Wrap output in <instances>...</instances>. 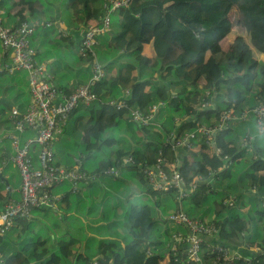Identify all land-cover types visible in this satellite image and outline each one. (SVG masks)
Here are the masks:
<instances>
[{"label":"trees","instance_id":"1","mask_svg":"<svg viewBox=\"0 0 264 264\" xmlns=\"http://www.w3.org/2000/svg\"><path fill=\"white\" fill-rule=\"evenodd\" d=\"M115 1L0 0L2 25L11 29L40 15L44 3L50 4L55 16L44 22L49 24L48 28H36L30 46L39 38L63 45L69 51H80V42H76L73 33L83 34L87 26L94 22L102 24L108 17L109 30L96 37L94 50L101 47L121 50L116 75L111 82L102 77L92 88L96 100L89 106L79 105L69 119L79 127L94 122L93 126L102 130L117 127L127 118L126 130L136 125L143 139L130 153L117 151L116 161L101 162L89 173L86 164L95 159V154L119 141L109 136L100 144H88L87 137H83L85 152L81 154L77 170L97 175L99 180L108 182L111 189L125 183L126 178L103 172L110 168L120 169V157L131 155V162L123 168L144 186L142 192L136 190L137 200L126 198L133 190L123 201L116 197L111 218L108 200L114 193H102L107 200L103 204L100 202L101 210L97 212L93 191L98 182H87L89 185L84 189L89 191L80 190L83 198L69 188L53 201L56 209L50 206L34 209L28 218H17L7 232L0 234L1 264H160L165 261L166 254L165 264H192L186 255V244L175 254L170 252L171 236L187 235L181 226L167 220L178 208L191 219L215 224L219 232L217 240L227 247L237 250L253 247L264 254V155L257 149L251 162L233 178V166L239 165L243 150L236 152L228 147L224 137L230 129L217 128L207 136L199 132L201 127H215L209 122H220L221 114L229 109L241 115L264 100V79H258V76L264 78V0H128L125 6L108 13ZM233 9L237 15L235 24L245 35H236L226 44L234 24L230 20ZM148 47L151 55L144 52ZM33 51L37 59L39 50ZM85 58L90 59L79 57ZM10 65L11 56L3 51L0 43V187L4 188L7 186L3 177L5 165L14 156L12 141L8 139L16 133L10 120L11 109L25 110L24 104L17 103L25 95L23 91L8 95L17 88L18 77L24 72H10ZM103 71L107 72L108 66ZM5 77L9 80L7 85L3 83ZM235 85H240L245 94L237 89L233 99ZM114 88L126 91L127 95L113 97L114 102H109ZM206 89H211L210 97L203 95ZM221 89L225 92L224 98L220 96ZM65 94H70L67 89ZM27 95L31 99L29 87ZM205 103L208 106L204 107ZM153 104L163 106L155 109L153 119L146 126L133 121V111L148 114ZM165 113L166 118L161 120ZM157 124L159 131L154 130ZM189 133L193 137L185 140ZM24 134L20 136L21 144L25 142ZM181 140H185L182 146L172 149ZM207 144L213 153L210 158L196 150ZM215 148L221 149L218 155ZM224 155L229 159L221 167ZM157 159L163 160L168 175L171 174L169 166L175 164L174 169L187 192L184 199L177 201L175 191L164 193L152 189L142 169L154 166ZM54 166L60 167L59 162ZM190 173L204 179L192 180ZM193 183L197 186L190 191ZM55 187L49 188L47 193L51 195ZM8 198L9 191L0 196V202ZM252 200L256 201L252 203ZM85 202L87 230L80 222L79 241L83 239L84 247L77 248L75 240L67 238L66 229L61 236H56L52 224L48 226L44 221L55 216L58 210L65 218L69 207L82 213L80 208ZM34 214H38L39 219ZM118 225L124 228V235L118 230L117 237L110 236L113 226ZM15 234L16 244L12 240ZM201 250L203 264H208L211 255L205 242ZM246 256H250L249 261L235 264H264L260 255L247 252Z\"/></svg>","mask_w":264,"mask_h":264},{"label":"clouds","instance_id":"2","mask_svg":"<svg viewBox=\"0 0 264 264\" xmlns=\"http://www.w3.org/2000/svg\"><path fill=\"white\" fill-rule=\"evenodd\" d=\"M27 15V13H25ZM55 16L54 11L51 10L50 4L44 3L41 9V14L37 17L30 18L29 23L32 24H42L44 22L52 20ZM23 31V29H22ZM51 40L52 37H49ZM80 42V41H79ZM39 50V57L36 59L35 63L39 69V75L45 80L49 81L43 86V91L47 92L45 97L39 98L42 112H32L25 119L29 123H37L42 118L45 123L40 125V135L37 137L35 135V130L28 131L24 134V139L26 142L36 141L35 145L31 148L30 161L31 174L28 173V166L25 165L21 168L20 172H17L16 165L13 164L4 175L6 177H13L11 182V188L14 193L15 200L19 201L21 199H27L28 194H31L30 198L32 203H36L38 196L34 192V189H39L50 185L53 181L59 180H69L72 173L75 172L81 163V154L85 152V144L82 140L83 137H87L88 144H100L106 137L112 136L118 139V143L112 145L109 148H102L100 152L95 154V159L90 160L86 164V169L89 173L96 170L101 162L116 161L117 151L121 153H130L131 149L137 147V143L143 139L142 134L136 131L137 126L134 125L132 130H126L127 118L125 122H121L117 127H104L102 130L95 128L94 122L86 123L83 127L75 125L72 120L69 119L70 114L77 107V102L80 97H84L85 103L88 100L94 99L93 96L88 95V90L91 88L94 82L105 77L111 79L116 75V67L120 62V51L119 49H112L101 47L98 50L93 51L91 59H79L83 56L81 51L75 49L69 51L66 50L63 45L58 43H44L41 45L40 39L37 38L28 49L31 53L33 50ZM17 60L20 59L17 55ZM108 66V71H102V69ZM33 75V70L31 65H25V71L18 77L17 88L10 92L8 95H14L15 91H23L25 95L17 103H22L25 109L31 104L34 105L36 102V97L30 99L27 95L29 80ZM258 79H264L258 76ZM3 83L7 85L9 80L5 77ZM35 83V81H32ZM59 86V90H57ZM51 89V91H49ZM65 89L69 91L70 94H65ZM239 89L241 94L244 95V90L240 85H235L232 89V98H235V91ZM127 95L126 91L122 92L119 88H114L112 90L111 96L108 98L109 102H114L113 97L119 98L121 96ZM203 95L211 96V89H206L203 91ZM221 98H224L225 92L221 89ZM219 103V101H217ZM251 103V101H250ZM162 104H153L150 108L148 116L143 120L145 124L149 120L153 119V113L158 107H162ZM211 106V105H209ZM224 106L221 105V108ZM16 109H13V113ZM133 118L137 121L141 120V116L138 112L133 111ZM182 115V114H181ZM167 113L161 117V120L165 119ZM59 117V120L55 118ZM225 121L227 123H225ZM159 123V122H158ZM215 125V127L209 129L208 131H216L217 128L228 127L230 129L227 136L224 137L228 147L233 148L236 152L243 150V155L240 160L239 165L233 166V178L236 174L241 172L254 158V153L257 149L260 150L261 154L264 155V107L251 108L250 111H245L242 115L236 114L232 109L223 114L220 122L215 120L210 121ZM155 131H159L158 124L154 128ZM191 136V133L185 137L187 139ZM163 137V133H161ZM47 140V147L44 146V141ZM181 140V144H183ZM89 151H95V149H89ZM221 152L220 148H215V153L218 155ZM23 154V153H22ZM55 154V155H53ZM211 156L213 153L208 152ZM45 156L51 159L53 165L59 162L60 167H50L45 171ZM131 155L127 157H120V169H110V171L118 176L126 178V182L123 184L114 185L111 189L108 187V182H100L101 187L93 191V198L99 200L104 191H110L114 193L113 196L108 200V212L109 218L112 215V207L116 204V197H119L120 201H123L124 197L127 196L133 189H140L143 191L144 186L141 185L135 176L127 172L123 165H127L131 162ZM199 160V156L196 157ZM229 156L224 155L222 157L221 167L228 161ZM155 167V166H153ZM170 168H175V164H172ZM65 169H70L68 176L64 175ZM219 170V169H217ZM55 173V174H54ZM152 175V173H149ZM161 178L164 174L162 172L158 173ZM192 180L204 179V177L199 175L189 174ZM43 177V179H40ZM173 178L175 179V174L173 173ZM35 180L33 183L32 181ZM182 183V181H178ZM22 187L23 194H17L16 189ZM71 187L69 183L57 186L51 191V200H57L60 195L67 191ZM8 188L0 187V196L7 193ZM88 189H83V192H88ZM132 199L137 200L139 196L132 192ZM49 196L44 194L40 199L41 203H48ZM53 209L57 208L55 203L49 204ZM86 206V202H85ZM8 207L16 208L17 205L9 204ZM68 215H79L78 213H73L71 209L67 212ZM122 214V213H121ZM39 219L38 214H34ZM60 210L56 212V215L51 217L48 221L44 223L50 226L51 221L59 218ZM4 222L3 217H0V224ZM121 235H124L123 230H119ZM7 232V231H6ZM232 248V247H231ZM235 249V248H233ZM242 249V248H241ZM238 249L241 254H246L243 250ZM237 250V249H236Z\"/></svg>","mask_w":264,"mask_h":264},{"label":"built area","instance_id":"3","mask_svg":"<svg viewBox=\"0 0 264 264\" xmlns=\"http://www.w3.org/2000/svg\"><path fill=\"white\" fill-rule=\"evenodd\" d=\"M127 2L128 0H116L115 2H113V4H111V7L108 9V13L112 12L114 8L118 6H125ZM2 14L3 12L2 10H0V43L3 51L8 52L11 56V65L9 66V71L10 72L12 70L25 71V65H31V69L33 70V75L29 80V93L31 99L33 97L37 98L36 102L34 105L30 104L27 107V109L24 110L23 113H21L16 107H13L11 109L10 120H11V124L14 126L16 133L8 137V139L12 141V147L14 150V156L10 157L8 162H10L12 165L15 164L18 172L21 171V168L23 166L27 165L28 173L31 174L32 169L29 164V161L31 159L29 152L31 145L36 143V141L35 140L31 142L25 141L24 143L21 144L20 136L23 135L25 131H31L34 129L35 135L39 137L40 125L44 124L45 121L41 118L39 122L33 124V123H29L25 119V117L32 112H37V113L42 112L39 98L45 97L47 95V92L43 91V86L47 84L49 81L45 80L42 76L39 75V69L37 64L35 63L36 58L34 55V51L29 53L28 49L31 47L30 38L35 32L36 28H48L49 24L48 23L32 24L29 22H21L19 23L18 27L11 29L9 27H5L2 25ZM109 25H110L109 19L108 17H106L103 19L102 24L94 22L89 26H87L80 39V45H81L80 51L88 52L92 56L94 51L93 48L97 44L96 37L105 34L109 30ZM17 55H19L20 57L19 60H17L16 58ZM100 80L94 82L87 93L88 95L93 96L94 99L88 100L85 103L84 97H80L77 102V107L79 105L89 106L96 100V97L92 92V88ZM32 81H35V83H32ZM57 90H59V88H57ZM49 91H51V89H49ZM203 106L205 107L208 105L207 103H205ZM260 107H264V100L259 102L255 106V108H260ZM14 108L16 109L15 113H13ZM75 110L76 109H74L73 112ZM135 112H138L140 114L141 120L140 121L135 120L133 118L132 115L133 112H132L131 116L133 121L137 122L141 126H146L150 122V120L148 121L147 124L143 122V120L148 116L149 113L143 114L142 112L139 111H135ZM224 113L225 112L221 114L219 121H221ZM55 119L59 120V117H56ZM225 123L227 122L225 121ZM208 130L209 129L201 127L199 132L207 136L210 133ZM192 137L193 135H191L189 138ZM47 144L48 141L45 140L44 146L47 147ZM180 146H182V144L180 142H176L175 145L172 147V149L174 147H180ZM154 166L155 167L151 166L142 169V173L147 178L148 183L151 185L152 189L164 193L175 191L177 194L176 196L177 201L184 199L187 196V192L184 191L183 182L178 183V181H182V178L180 177L179 173L176 172L174 168H170L171 166L170 165L169 168L171 174L168 175V173L164 168V162L161 159H158ZM50 167L59 168L52 164L51 159L48 156H45L44 170L47 171L48 168ZM110 169L104 171L103 174H107V175L112 174L113 176H115V174H113L110 171ZM70 171L71 170L65 169L64 175L68 176V173ZM160 172L164 174L163 178L157 175ZM149 173H152V175H149ZM173 173L175 174L176 177L175 179L173 178ZM40 179H43V177H40ZM96 179H97V175L90 176L85 172L76 170L75 172L72 173L69 180L53 181L48 186L41 187L39 189H34V192H36L38 196L36 203H32L30 198L31 194H28L29 198L21 199L19 201L14 200L12 198H8L4 203L2 211L0 212V217H3L4 219V222L0 224V234H4L6 231H8V229L12 227L14 220H16L17 218H28L32 210L37 208H47L49 204L53 203V200L50 199L51 195L47 193V190L49 188L53 186H60L64 184V182H68L71 185L72 191L77 192L79 183L81 182L87 183ZM32 182L34 183L35 180H33ZM196 186L197 184L193 183L191 186H189V190L190 191L195 190ZM6 188H8V191H10L8 185L6 186ZM23 191H24L23 188L19 187V194H23ZM44 194H47L49 196L48 203L40 202V199L43 197ZM232 202H233L232 200L229 201L230 204ZM9 204H15L17 205V207L10 209L8 207ZM167 220L174 225L181 226L183 228V232L185 233L187 232V235H183V233L173 234L171 236V240H173V242L172 244H170L169 248H170V252H172V254H175L176 250H180V246L182 244H186L187 245L186 255L189 263L203 264V260L201 256V251H202L201 249L203 242L206 243V249L209 251V254L211 255L208 264H235L239 262L249 261L250 256H246V254H241L239 250L229 248L226 245L219 242V240H217V235L219 232L215 224L206 223L200 219H191L180 208L169 214ZM241 250H243L245 253L248 252L250 255L253 256L260 255L264 258V254L261 253L257 248L242 247ZM165 256H166L165 258L166 261L168 260V255L166 254ZM165 261L161 262L160 264H165ZM1 263L2 262L0 261V264Z\"/></svg>","mask_w":264,"mask_h":264},{"label":"crops","instance_id":"4","mask_svg":"<svg viewBox=\"0 0 264 264\" xmlns=\"http://www.w3.org/2000/svg\"><path fill=\"white\" fill-rule=\"evenodd\" d=\"M231 31H232V29H231ZM61 35H63V33L61 34ZM73 35H74V38H75V40H76V42H79L80 41V39H81V35H82V32H78V33H73ZM31 39V38H30ZM32 40V39H31ZM36 40V39H35ZM35 40H33V42L35 41ZM227 40V39H226ZM232 40V39H231ZM230 40V41H231ZM229 41V42H230ZM40 43H41V45H43L44 43H48L46 40H43V41H41L40 40ZM228 44V43H227ZM24 112V111H23ZM23 112H21V113H23ZM11 134H13V133H11ZM9 137V136H8ZM209 144H207L206 145V147H202L201 145L196 149V150H198V151H200L202 154H204L207 158H210L211 156H209L208 155V152L209 151H211L212 152V150H211V148L208 146ZM9 164H6L5 166L7 167L6 169H8V168H10L11 166H12V164L10 163V162H8ZM17 170V169H16ZM18 172V171H17ZM87 174V173H86ZM92 175H94V174H92ZM92 175H90V176H92ZM3 177H4V180L5 181H7V185L9 186V188H10V191H9V198H12V199H14L15 200V198H14V193H13V191H12V188H11V182H12V179H13V177H6L5 175H3ZM99 177H97V179L96 180H93V181H91V182H98L99 181V184H98V186L95 188V189H97V188H99V187H101V183L100 182H105V181H102L101 179L99 180L98 179ZM90 182V184H92ZM97 184V183H96ZM63 185V184H62ZM89 185V183H84V186H81L80 188H79V186H78V190H77V192H75V194H77V195H79L81 198H83L82 197V192H80V190H83L84 188H86V186H88ZM95 187V186H94ZM109 188H110V186H108ZM69 188H71V187H69ZM136 190L137 189H133V192L134 193H136V195H138L139 196V194H137V192H136ZM16 193L17 194H19V188H17L16 189ZM126 198H129V199H132V195L130 196V197H126ZM94 199V198H93ZM125 199V198H124ZM82 201H84V200H82ZM96 200L94 199V203H96L95 202ZM69 202H71L70 200H69ZM4 203H5V201L4 202H0V212L2 211V209H3V206H4ZM69 209H71L72 210V212L73 213H78V212H76L75 211V208L74 207H69ZM68 209V210H69ZM85 210H86V206H85V204H83L82 206H81V208H80V211L82 212V213H78L79 215H80V218L78 217V215H68V214H66V216H65V218H64V216H59V218H57V219H55V220H52V222H51V224H52V230L55 232V235L56 236H61L62 235V233H63V231H64V229H66L67 230V233H68V236L69 237H67V238H69L71 241H73V240H75V247H81V248H83L84 247V245H83V239L81 240V241H79L80 240V235H81V229H80V227H82V225L80 224V222H82L83 224H84V227H82V228H84L85 230H87V227H86V213H85ZM96 210V209H95ZM97 212H99L100 210H96ZM117 211L118 212H120V208H117ZM68 212V211H67ZM66 212V213H67ZM91 215L93 216V213H91ZM98 218V217H97ZM33 219V218H32ZM42 219V218H41ZM43 220V219H42ZM40 222H43V221H41V220H39ZM50 224V225H51ZM46 225H48V224H46ZM49 226V225H48ZM16 234L13 236V238H12V240L14 241V243L16 244V241H17V238H16Z\"/></svg>","mask_w":264,"mask_h":264},{"label":"rangeland","instance_id":"5","mask_svg":"<svg viewBox=\"0 0 264 264\" xmlns=\"http://www.w3.org/2000/svg\"><path fill=\"white\" fill-rule=\"evenodd\" d=\"M236 17H237V15H236V11H235V9H233L232 10V13H231V15H230V20H231V22L232 23H234L233 24V27H232V31H231V33H230V35L227 37V40H226V44H227V42H229L234 36H236V35H239V36H243V35H245V33H244V30L241 28V27H239V25L238 24H235V21H236ZM93 50H94V48H93ZM150 50V51H149ZM144 52L146 53V54H148V55H151L150 54V52H151V49L148 47V48H145V50H144ZM82 53H83V56H88L90 59H91V54H89L88 52H85V51H82ZM158 160V159H157ZM157 162V161H156ZM8 169H6V171H7ZM108 170V169H107ZM103 172V171H102ZM95 175V174H94ZM109 175H112V174H109ZM8 177H11V176H8ZM91 179H93V178H91ZM94 183H96V182H94ZM98 184H99V181H98V183L95 185L96 187L98 186ZM151 186V185H150ZM81 186H79V188H80ZM105 197H104V195H101V197H100V199L99 200H96L95 202L98 204V207L96 208V210H101V205H100V202H102V204L103 203H105L106 202V200L107 199H104ZM256 200H252V203H254ZM123 230V232H124V228L122 227V226H120V225H118V226H113V232L111 233V234H109L110 236H112V235H116V237L118 236V233H119V231L118 230ZM90 256V255H89Z\"/></svg>","mask_w":264,"mask_h":264}]
</instances>
